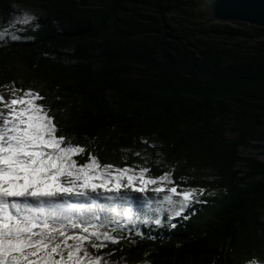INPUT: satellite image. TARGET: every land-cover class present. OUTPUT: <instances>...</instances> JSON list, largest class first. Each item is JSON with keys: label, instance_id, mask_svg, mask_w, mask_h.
<instances>
[{"label": "trees", "instance_id": "trees-1", "mask_svg": "<svg viewBox=\"0 0 264 264\" xmlns=\"http://www.w3.org/2000/svg\"><path fill=\"white\" fill-rule=\"evenodd\" d=\"M39 1L0 41V89L40 91L58 135L85 148L78 162L195 189L170 222L107 243L105 260L264 264V29L213 24L191 0Z\"/></svg>", "mask_w": 264, "mask_h": 264}, {"label": "snow or ice", "instance_id": "snow-or-ice-1", "mask_svg": "<svg viewBox=\"0 0 264 264\" xmlns=\"http://www.w3.org/2000/svg\"><path fill=\"white\" fill-rule=\"evenodd\" d=\"M30 19L25 16V22ZM45 99L34 88H13L8 98L0 94V264H109L88 248L99 253L119 238L101 232L102 225L66 205L65 197L90 198V193L124 188L143 193L150 187L156 193L181 195L184 201L194 196L195 190L166 189V182L173 183L170 172L148 177L149 169L137 173L101 164L95 155L78 162L75 157L85 148L58 135L55 116L41 103ZM92 219L99 221L100 216L93 212Z\"/></svg>", "mask_w": 264, "mask_h": 264}, {"label": "rangeland", "instance_id": "rangeland-1", "mask_svg": "<svg viewBox=\"0 0 264 264\" xmlns=\"http://www.w3.org/2000/svg\"><path fill=\"white\" fill-rule=\"evenodd\" d=\"M195 11L200 14L201 8L207 0H191ZM12 17L10 21L3 27L0 33V41L7 38L14 39L18 36L19 31H24V27L34 22L36 15L42 13L41 2L39 0H12ZM31 16L33 19L25 22V16ZM210 20V19H209ZM212 21V20H211ZM213 24L228 23L230 26L237 27L234 22H222L213 20ZM12 87L4 88L0 94L10 97ZM139 171H137L138 173ZM148 177H151L148 173ZM166 189L172 187L169 183L163 185ZM187 190L178 188V192L182 193ZM165 196H172V200H166ZM90 198L85 197H65L64 200L76 204L75 211L80 213V206H90L86 208L84 213H81L85 219L91 223L100 224L101 232L124 233L128 232L130 227H140L142 223L151 221L167 222L168 218L172 217L181 211L189 201H184L181 195H172L170 192L156 193L151 190V187L146 192H136L132 189L124 188L119 193L110 192L104 193L102 190L99 194L90 193ZM183 205V207H182ZM140 210V212H139ZM95 212L100 216V220H93L92 213ZM74 231V230H72ZM113 235V234H112ZM122 236H119L120 239ZM91 253L98 254L95 249L88 248ZM99 253L102 254L101 250ZM103 255V254H102Z\"/></svg>", "mask_w": 264, "mask_h": 264}, {"label": "water", "instance_id": "water-1", "mask_svg": "<svg viewBox=\"0 0 264 264\" xmlns=\"http://www.w3.org/2000/svg\"><path fill=\"white\" fill-rule=\"evenodd\" d=\"M200 14L210 20L244 23L264 29V0H207Z\"/></svg>", "mask_w": 264, "mask_h": 264}, {"label": "bare ground", "instance_id": "bare-ground-1", "mask_svg": "<svg viewBox=\"0 0 264 264\" xmlns=\"http://www.w3.org/2000/svg\"><path fill=\"white\" fill-rule=\"evenodd\" d=\"M191 189V188H190ZM195 190V189H194ZM206 197V196H205ZM209 202V201H208Z\"/></svg>", "mask_w": 264, "mask_h": 264}]
</instances>
